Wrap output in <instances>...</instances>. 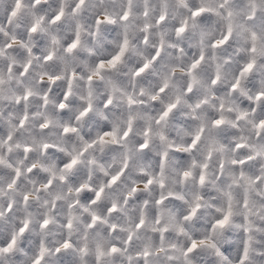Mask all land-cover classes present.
Wrapping results in <instances>:
<instances>
[{"label": "clouds", "instance_id": "1", "mask_svg": "<svg viewBox=\"0 0 264 264\" xmlns=\"http://www.w3.org/2000/svg\"><path fill=\"white\" fill-rule=\"evenodd\" d=\"M0 264H264V0H0Z\"/></svg>", "mask_w": 264, "mask_h": 264}, {"label": "snow or ice", "instance_id": "2", "mask_svg": "<svg viewBox=\"0 0 264 264\" xmlns=\"http://www.w3.org/2000/svg\"><path fill=\"white\" fill-rule=\"evenodd\" d=\"M181 31H183V29H181ZM117 59H119V57H114L113 58V60L112 61H109V63H114ZM100 67H103V64H101L100 65ZM141 71H143V69H141ZM61 107H63V105H61ZM169 111H171V106L169 107ZM167 112H165L164 113V116H167ZM161 118H163V117H161ZM218 123H219V121H218ZM111 133H106V135H110ZM75 161H73V163H74ZM69 167H71V165H68ZM185 175H187V173H185ZM114 180L116 179V178H113ZM149 183H151V181H149ZM226 219H227V217L225 218V221H220V223L221 224H223V223H225L226 222ZM65 247H67V245H65ZM193 247H195V244H193Z\"/></svg>", "mask_w": 264, "mask_h": 264}]
</instances>
